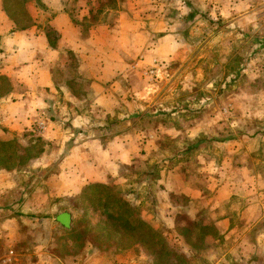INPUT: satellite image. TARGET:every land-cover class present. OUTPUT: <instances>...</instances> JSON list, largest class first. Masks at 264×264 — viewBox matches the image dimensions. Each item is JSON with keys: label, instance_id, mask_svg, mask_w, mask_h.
<instances>
[{"label": "rangeland", "instance_id": "374dc122", "mask_svg": "<svg viewBox=\"0 0 264 264\" xmlns=\"http://www.w3.org/2000/svg\"><path fill=\"white\" fill-rule=\"evenodd\" d=\"M88 1L89 15L80 24L83 32L90 30L100 18L106 25V15L102 14L117 9L120 0ZM145 1L147 5L143 7ZM154 1L128 0L125 5L129 13L140 14L141 19L131 16L135 20L128 21L126 30L113 28L115 32L123 30L120 36H123V60L131 67L135 80L128 89L135 102L131 114L123 119L115 116L113 123L122 121L115 123V129L121 126V129L130 128L131 132H143L142 149L147 140L155 141L159 148L150 145L147 156L120 169L118 179L108 187H112L110 195L128 204L135 217L146 222L156 237L148 239L145 228L123 233L103 214L106 199L103 202L101 196L105 191L91 189L88 195L64 200L60 209L71 216L70 231L60 238L54 237L51 247L41 250L30 244L12 246L2 241L0 264H13L10 258L19 254L83 255L87 247L99 253L125 254L130 256L132 264H225V261L239 264L236 256L248 259L249 246L243 252L233 238L214 230L218 220L216 211L199 204L190 206L185 197L172 192L162 193L160 202L158 194L164 185L158 182L175 184V177L164 174L175 169L186 182L197 186L200 194L208 193L205 203L212 204L220 169L226 167L228 175L234 169V163L223 161L226 154H230L235 144L254 148L257 134L261 135L258 142H264V0H158L159 6ZM2 3L0 0L1 15L9 21ZM25 4L29 8L33 5L36 21L42 27L46 22L42 17L48 18L42 0H26ZM234 4L238 5L237 9ZM10 8L14 11L15 7ZM150 13H161L170 27L175 26L179 53L167 61L146 52V45L150 51L157 36L150 33L153 20L146 19ZM243 15L242 20L233 21ZM169 18L175 22H168ZM0 26H4L2 21ZM49 36L51 43L56 40L54 35ZM3 39L5 36L0 35V102L20 96L26 90L19 79L4 73ZM63 59L64 54L58 55L57 63ZM69 60L74 62L72 57ZM57 74L56 79L64 78L62 71L58 70ZM44 128L42 122H35L33 132L0 141V173L6 176L9 170L17 169L19 173L13 176L19 182V192L26 190L24 172L31 170L27 168L30 160L38 157L46 142L42 139ZM191 145L193 149H189ZM242 151L250 154L239 156L243 162L250 157L254 160V149ZM217 154L225 156L220 161L209 162ZM5 180L10 184L12 178L8 176ZM114 206L112 200L109 208ZM233 208L241 207L234 204ZM31 217L53 221L50 215ZM243 217L239 222H243Z\"/></svg>", "mask_w": 264, "mask_h": 264}, {"label": "crops", "instance_id": "0c3cea01", "mask_svg": "<svg viewBox=\"0 0 264 264\" xmlns=\"http://www.w3.org/2000/svg\"><path fill=\"white\" fill-rule=\"evenodd\" d=\"M104 1L108 0H101ZM126 2L120 0L117 9L102 14L106 15V25L100 18L86 32L80 24L89 15L88 0H42L45 15L48 14V18L42 17L46 20L42 27L36 21L33 5L27 6L33 24L24 30H16L0 10V22L4 24L0 26V35L5 36L1 42L4 73L19 79L26 87L20 96L0 102V141L33 132L35 122L44 124L42 139L46 140L38 157L27 166L31 170L24 172L27 173L24 192H19V182L14 180L13 175L19 173L17 169L9 170L6 176L0 173V243L12 246L25 243L41 250L51 247L54 237L60 238L70 231L55 220L63 213L60 208L64 200L88 195L96 185H112L120 169L147 156L150 145L159 148L155 141L147 140L142 149L143 132H131L130 128L121 129V126L115 129V123L122 121L113 123L115 116L116 119L128 117L135 103L128 90L135 80L131 67L123 60V36L120 37L123 30L113 29L126 30L128 21L135 20L131 16L141 19L140 14L129 13ZM154 3L159 6L158 0ZM146 5L147 1L142 6ZM237 7L234 4V9ZM146 17L153 20L150 33L157 35L150 51L146 45L149 56L162 61L176 56L179 48L175 26L170 27L161 13ZM242 18L244 15L233 21ZM167 21L174 23L175 19ZM49 34L55 36L52 43ZM143 41L146 44L145 37ZM63 54L64 59L57 63L58 55ZM71 57L74 62L69 60ZM58 70L64 73L61 80L56 79ZM255 136L254 148L235 144L224 159L225 154L210 158L209 162L223 159L234 163L229 175L226 167L220 169L212 204L205 203L208 193L200 194L197 186L186 182L175 169L164 174L175 177L177 187L171 182H165L167 185L158 182L164 185L158 194L160 202L162 193L172 192L185 197L190 206H209L217 212L214 230L233 238L243 252L249 246L247 260L236 256L239 264H264V142H258L261 135ZM242 149H254V160L250 157L243 162L239 158L244 154ZM8 176L12 178L10 184L5 180ZM234 204L241 208H233ZM38 215L53 216V221L31 217ZM241 217L243 222H239ZM19 221L25 224L20 225ZM10 261L13 264H132L130 256L99 253L92 247H87L83 255L19 254ZM225 264L229 263L225 261Z\"/></svg>", "mask_w": 264, "mask_h": 264}, {"label": "trees", "instance_id": "16d2710c", "mask_svg": "<svg viewBox=\"0 0 264 264\" xmlns=\"http://www.w3.org/2000/svg\"><path fill=\"white\" fill-rule=\"evenodd\" d=\"M25 3L26 0H3L2 3L3 10L7 13L8 17L16 26V28L20 30L30 27L32 23V19L26 11ZM10 7H15L14 11H11ZM92 188L93 190H98L99 192H102L101 190L105 191V195L101 196L103 202L104 199H106L104 204L102 205L103 214L106 216L107 219H110L113 224H115L119 229H121L123 233L124 231H128L131 233L138 232L141 231V229L145 228L144 231L149 236L148 239L150 238L154 240V237H156V233L154 232V230H152L146 224V222L135 217L134 211L128 204L123 202L121 199L116 198L115 195H110L112 187L96 185ZM112 200H115V206L109 208V205ZM115 232L119 234L118 231Z\"/></svg>", "mask_w": 264, "mask_h": 264}, {"label": "water", "instance_id": "95a60500", "mask_svg": "<svg viewBox=\"0 0 264 264\" xmlns=\"http://www.w3.org/2000/svg\"><path fill=\"white\" fill-rule=\"evenodd\" d=\"M56 222L67 229L71 227V216L68 213H61L55 218Z\"/></svg>", "mask_w": 264, "mask_h": 264}]
</instances>
